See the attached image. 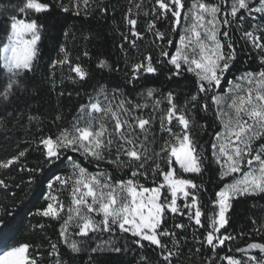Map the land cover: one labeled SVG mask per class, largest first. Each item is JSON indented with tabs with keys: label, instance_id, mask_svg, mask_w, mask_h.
I'll return each instance as SVG.
<instances>
[{
	"label": "snow or ice",
	"instance_id": "snow-or-ice-1",
	"mask_svg": "<svg viewBox=\"0 0 264 264\" xmlns=\"http://www.w3.org/2000/svg\"><path fill=\"white\" fill-rule=\"evenodd\" d=\"M111 11L109 0L0 4V131L24 128L32 137L0 158V194L7 201L22 184L45 189L43 205L29 212V230L42 241L0 249V264H69L66 253L84 252L87 264H97L101 254L133 250L149 253L137 264H264V207L249 218L250 231L229 230L237 203L264 199V0H127L125 30L113 25L126 83H98L71 120L58 112L55 132L45 133L43 119L21 102L35 92L50 21L107 19ZM63 35L75 38L71 26ZM146 39L150 50L141 48ZM245 49L255 69L237 68ZM132 53L138 58L130 60ZM82 56L92 59L87 50ZM80 59L59 45L47 65L53 90L91 79ZM95 67L120 71L103 55ZM186 74L191 84L182 98L147 83L134 96L124 91L150 77L171 82ZM66 94L73 95L58 92ZM10 214L0 204V225Z\"/></svg>",
	"mask_w": 264,
	"mask_h": 264
},
{
	"label": "trees",
	"instance_id": "trees-1",
	"mask_svg": "<svg viewBox=\"0 0 264 264\" xmlns=\"http://www.w3.org/2000/svg\"><path fill=\"white\" fill-rule=\"evenodd\" d=\"M19 0H0V4H17ZM110 6H113V11L108 14L107 19H100L97 15L96 19L91 16L71 17L65 22L63 15L50 21V30L47 38L43 41L42 47V60L41 67L37 70L35 79L31 82L30 87L35 89V92L25 97V101L21 102V107H25L29 110V114L37 115L44 121L42 127L45 133L55 132V127L51 124L52 118L58 113L62 112L65 117V123L75 115L76 109L79 104L87 101V94H92L93 88L98 83L106 84L109 88H113L116 85H124L126 83L125 72L127 69L124 67L125 57L118 49L117 45L121 42L119 33L114 31L113 25H121V31L125 28L122 25V16L127 5V0H109ZM145 4H148V0H144ZM67 15V14H64ZM6 19V17H0V20ZM71 26V31L74 34L65 37L63 32L68 30ZM88 33L92 34V38L85 40L83 37ZM237 33V37H238ZM67 44L69 50L72 53L73 58L80 57V62L90 68L92 76L87 83L73 84L70 81H65L63 88L59 86L55 90L52 89L48 79L47 68L50 60L57 57L60 44ZM148 44L146 39L141 45L142 50L145 49V45ZM89 51L92 59L82 56L83 51ZM248 49L239 52L240 60L243 62H237V68L239 69H255L256 63H250L245 53ZM103 55L108 58L114 65H118L120 71H111L107 68L98 69L95 67V61L97 56ZM138 56L135 53L130 54L129 59L135 60ZM238 74V73H237ZM231 74L229 79H231ZM147 83L148 86H154L162 88L163 90L179 91L181 98L184 92L188 90L191 84V74H186L185 77L174 78L169 82L164 76H160L156 79L149 78V81H140L137 85H128L124 91L135 95V92L142 91L143 85ZM63 90L65 93L71 92L73 95L69 97L58 96V92ZM80 95L77 96L76 93ZM24 125H27V119L23 121ZM11 127V126H10ZM32 131H35L33 129ZM211 131V129L209 130ZM7 137V139H6ZM30 134H26L24 128L12 129L10 132L0 131V158H4L10 153L16 151V144L21 143L23 140L31 139ZM204 139H208L205 135ZM11 141V142H10ZM24 145L21 143V147ZM37 157L32 155L29 157L31 162H35ZM215 167V166H213ZM15 179L20 181L22 177L26 179L25 174H16ZM215 180L214 174L205 175L204 181L206 186L211 192L213 190L212 181ZM44 187L30 189L26 185H21V189L13 188L12 191L17 193L15 199L11 197L7 201L4 200L2 194H0V204H4L5 207L10 209V215L4 217V223L0 225V249H7L15 246L19 243H39L42 241V236L38 232H32L29 230V224L35 223V220L29 216L30 211H35L43 205L42 193ZM23 201V203H21ZM255 205V207H254ZM264 207V199L259 197L255 199L242 200L235 205V220L230 231L233 234L243 230L250 231L251 224L249 218L258 219L261 215V208ZM56 225L48 231V235L53 239L56 237L55 233ZM249 239H251L249 237ZM258 239V237H257ZM191 243V241H190ZM92 246H95L93 243ZM242 246V245H241ZM149 255V253L142 252L141 250H133L126 253H104L97 258V264H137L140 255ZM89 253H81L75 259L69 258L67 253L65 258L69 259V264H87V257ZM95 257V254H93Z\"/></svg>",
	"mask_w": 264,
	"mask_h": 264
},
{
	"label": "rangeland",
	"instance_id": "rangeland-1",
	"mask_svg": "<svg viewBox=\"0 0 264 264\" xmlns=\"http://www.w3.org/2000/svg\"><path fill=\"white\" fill-rule=\"evenodd\" d=\"M238 255V254H237Z\"/></svg>",
	"mask_w": 264,
	"mask_h": 264
}]
</instances>
